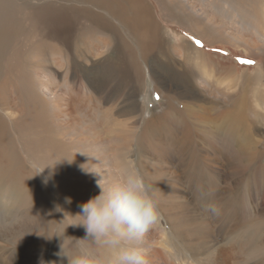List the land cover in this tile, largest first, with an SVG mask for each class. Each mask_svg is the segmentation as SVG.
I'll list each match as a JSON object with an SVG mask.
<instances>
[{"label": "rangeland", "instance_id": "rangeland-1", "mask_svg": "<svg viewBox=\"0 0 264 264\" xmlns=\"http://www.w3.org/2000/svg\"><path fill=\"white\" fill-rule=\"evenodd\" d=\"M8 1L13 2L0 0V9L4 12L0 11L5 16ZM23 1L28 3V7L21 16L14 18L22 28L30 26L37 20V13L44 11L52 30L59 33L66 31L74 36L78 23L90 22L92 12L107 15L103 9L91 7L90 0ZM147 2L156 20L155 40L144 43L146 47L140 51L134 34L120 20L113 18L110 24H105L102 34L93 38L94 41H103L109 36L108 46L99 44L90 54V59L72 63L73 75L80 82L74 79L64 81L65 87L71 86V82L74 86H81L85 94L87 91L83 83L86 82L88 88L90 82L96 90L93 91L94 96L103 93L107 100L105 107L118 104V108H124L121 112L114 110V118L132 117L131 124L136 126V132L130 141L129 156L125 159L128 165L125 169L115 168L105 162L94 161L90 156L81 161L63 158V173L68 175L66 183L70 186L54 190L50 179L36 162L23 155H15L9 160L10 171L2 175L5 182L0 184V264H40L41 260L45 264H67L66 257L56 255L60 251L59 238H47L58 235L63 239L65 228L66 236L85 238L83 227L70 225L78 222L79 218L75 215L80 212V205L99 193L98 183L106 186L121 180L130 168L150 186V195L159 210L157 222L143 238L147 264H264V104L261 107L250 106L255 110L248 111V121L243 123L244 127H250L249 135L254 140L246 152L237 147L243 136L235 137L231 124L225 122L222 129L214 130L213 122L203 126L202 118L203 112L215 114L220 105H228L231 96L238 94L234 103L238 108L248 90L255 91L257 88L259 91L256 92L264 93V73L254 72L260 54L264 62V31L259 34L254 26L255 16L251 13L255 9L240 4L235 10L227 0ZM177 3L181 6L178 7ZM114 4L117 6H113V13L122 8L124 0H115ZM97 5L105 6L102 1H98ZM159 5L163 8L168 5L166 14L170 18L160 16ZM261 6L262 10L258 7V11L264 21V1ZM17 12L10 5L9 16L13 18ZM245 14L251 16L246 22ZM117 16H120L119 11ZM194 18L204 19L206 25L214 24L223 36L220 44L232 46L231 50L213 47L195 35L194 31H200L192 28ZM176 19L182 20L183 25H178ZM111 27L114 28L113 34L109 33ZM0 28L8 29L9 25L3 23ZM261 28L264 29V22ZM20 32L16 28L15 32L0 36V76L13 46V38ZM204 36L210 42L216 41L212 30H207ZM175 37H181L182 41H175ZM184 39L204 54H213L219 61L227 58L234 66L248 69L246 72L253 79L250 84L256 85V88L248 86V90H240L241 79L227 74L215 75V70L221 72L219 68L224 65L212 64L210 59L208 64L213 65L214 70L206 72L205 78H196L187 65L180 64L179 56L172 54V59L167 56L169 45H172L180 52L186 50L197 60L191 48L182 46ZM244 39H248L249 44L254 42L262 46V49L248 48ZM241 60H252L254 63H241ZM208 64L203 66L208 68ZM62 69L55 67L59 78L64 74ZM239 69L241 71L242 68ZM25 75L32 76L29 73ZM35 76L37 78L40 74ZM211 82L218 89H211ZM59 87L61 83L47 87L45 96L48 100L51 95L61 92ZM199 103L207 109L202 111L197 108ZM222 115L223 108L215 122ZM8 144L0 149L6 151L13 146ZM93 164L100 166L94 170ZM19 171L24 177L19 176ZM92 173L101 178L94 177ZM90 175L94 177L92 181ZM4 186L10 188L9 193L4 191ZM63 192L70 195V202L69 199L62 201L59 198ZM209 204H214L218 212L206 211ZM79 244L94 248L100 256L110 254L108 249L91 241H80Z\"/></svg>", "mask_w": 264, "mask_h": 264}, {"label": "bare ground", "instance_id": "bare-ground-1", "mask_svg": "<svg viewBox=\"0 0 264 264\" xmlns=\"http://www.w3.org/2000/svg\"><path fill=\"white\" fill-rule=\"evenodd\" d=\"M98 1H102L105 6L102 7L99 6L100 4L97 5ZM227 1L230 2V5L234 7L235 10H237V6L240 4L242 6L246 4L247 7L254 8L255 10L251 13V16H255L254 26L259 34L263 33L264 29L261 28V24L264 21H262V15L258 10L261 9L264 0ZM105 2L104 0H90V6H96L99 10L103 9L107 17L94 14L95 12L91 11L92 13L89 15L90 22H77L79 24L78 31L74 36L71 35L72 33L69 34L66 31L62 32L61 30L62 33H59L52 30L50 21L45 18L46 13L44 11L37 13V20L30 26H24L22 28V25H20L19 22H15L14 18L21 16L26 6L28 7L26 1L13 0V2H7L9 7L13 5L18 10L13 18L8 14L9 7L7 5H5L8 7L5 9L7 11L6 16L1 14L0 11V26L3 23L9 25L8 29L0 28V36L8 32L13 33L16 28L21 31L13 38V46L6 58V62L3 64L4 70L0 76V147L7 142L13 145L6 151L0 149V184L5 182L2 179V175H6V173L10 171L9 160H12L15 155H23L25 158H29L36 162L46 173L47 179H50L49 183L51 182L50 185L54 190H58L59 188L65 189L70 186L69 183H66L68 175L64 176L65 174L63 173V158L81 161L90 156L94 161L105 162L106 165H111L115 168L125 169L128 165L125 159L129 156L130 141L133 140L136 132V126L131 124L132 117L125 116L124 119L114 118V110L121 112L124 108H118V104L105 107L104 105L107 103V100L102 96L103 93L100 94L98 92L97 94L100 95L94 96L93 91L96 90L90 82H88V88L87 83L82 82L87 94H85L86 92L82 90L81 86H74L72 82L71 86H64V81H66V79H74L80 82V79L75 77L71 70L73 62L76 60L86 61L90 59V54L95 48L99 47V44L105 47L108 46L109 36L106 37V40H103V38V41H94L93 38L102 34V31L105 29V24H110L111 19L115 18L120 20V22L134 34V37L138 40V45H140V51L146 47V45H143L144 43L156 39L157 27L154 26L156 20L147 0H124V5H122L121 9H118L120 16H117L118 11L112 12V10H114L113 6H117L114 4L115 0H105ZM163 5L165 4H161V6ZM177 6L180 7L181 4L177 3ZM167 8L168 5L165 8L160 7V5L158 6L160 16L164 19L170 18L166 14ZM0 10L4 12V9ZM86 10L88 11V9ZM248 15L250 14L248 13ZM251 16L248 17L245 14L244 22L250 19ZM65 18H67V16H65ZM203 20L198 18L192 19V28L200 31V33L194 31V34L196 33L195 35L199 36L204 42H209L213 47H227L226 49L231 50L230 48L232 46L220 44L223 38L220 30L214 27V24L206 25L207 23ZM177 21L176 19L178 25H183V22L181 24L182 20L180 21L179 19V21ZM10 25H12V28ZM68 27H65V29ZM59 28L61 29L62 27L59 26ZM13 29L15 30L13 31ZM112 29L114 30L112 27L109 30L110 34H113ZM207 30L214 31L216 34V41L210 42L208 38L204 36ZM72 37L74 38L71 39ZM180 38L175 37L173 39L175 41H182ZM14 41L17 42L14 44ZM247 41L248 39L243 40L248 48L262 49V46H258L254 42L249 44ZM182 46L191 48L192 53L196 55L198 59L194 60L186 50L183 49V52H180L176 46L172 45H169L170 51H168L169 54L167 53V56L171 59L172 54L179 56V59L182 61V63H180L181 61L179 63L181 65H187L196 78H205L206 72L214 70L213 65L208 64V59H210L212 64L218 63L219 66L224 65L219 68L222 70L221 72L218 73L215 70V75L227 74L235 79H241L240 85L242 89L240 90L244 88L248 90V86L256 88V85L250 84V81H253V79H250L249 73L246 72L248 69L234 66L230 63V60L225 57L223 61L229 64L224 63L222 60L219 61L218 57L213 56V54H204V51L189 44L185 39ZM233 47L237 48L236 46ZM262 57V54L258 56L255 73H264V62ZM206 63L209 65L208 68L203 66ZM55 67L63 68L64 74H62L61 78L56 75ZM239 68H242L241 71ZM236 72H239L238 74L241 75V77L238 76ZM25 73H29L32 76L29 75L30 77H27ZM36 73L40 74L37 78L35 76ZM42 75L46 76L48 80L46 81ZM56 77H58V80H56ZM255 82L258 83L257 80ZM58 83H61V87H59L61 92L56 95H51V98L48 100L45 96V90L48 86H57ZM210 87L211 89H218L217 85L215 86L212 82L210 83ZM257 90V88L255 91L252 89L248 90L247 96L242 97L243 100L238 108H236L234 104L237 99L236 96H238L237 94L236 96L230 97L231 100L228 105L223 104V106H221L220 103H218L220 109H217L215 114L203 112V126L207 125L209 122H213L212 128L214 130H219L222 129L225 122L231 124L235 129L234 136L239 137L240 134L243 136V139L238 143L236 139L235 144L237 143V147L246 152L252 147L254 140L252 136L249 135L250 127H244L243 123L248 121V111L251 112L255 110L254 107L250 106L261 107V105L264 104V93H258L256 92ZM218 100L220 99H216L215 101ZM51 106L53 107L51 108ZM197 108H201L202 111L207 109L201 103L197 105ZM222 108V118L215 122ZM254 113L259 114V111H255ZM80 154L82 155L81 157L78 156ZM108 158H110V160H108ZM131 162L134 163L135 161L132 159ZM92 166L95 170L100 165L93 164ZM128 172H132V169H128ZM21 175L23 176V173L19 171V176ZM92 175L94 176L95 174L92 173ZM92 175H90L91 181L95 176L101 178L99 175H95L91 178ZM72 178H74V176ZM3 188L5 192L9 193V187L5 188L4 186ZM69 196L70 195L63 192V196L59 195V198L65 201L69 199Z\"/></svg>", "mask_w": 264, "mask_h": 264}, {"label": "clouds", "instance_id": "clouds-1", "mask_svg": "<svg viewBox=\"0 0 264 264\" xmlns=\"http://www.w3.org/2000/svg\"><path fill=\"white\" fill-rule=\"evenodd\" d=\"M98 186L99 193L80 205V212L75 215L78 222L70 224L83 227L85 238L66 236V228L63 239L58 235L47 238H59L60 251L56 255L66 257L67 264H147L143 238L159 216L150 186L135 171L121 180ZM206 211L215 214L218 208L209 204ZM80 241H91L110 254L100 256L94 248L80 246ZM40 264L45 262L41 260Z\"/></svg>", "mask_w": 264, "mask_h": 264}, {"label": "snow or ice", "instance_id": "snow-or-ice-1", "mask_svg": "<svg viewBox=\"0 0 264 264\" xmlns=\"http://www.w3.org/2000/svg\"><path fill=\"white\" fill-rule=\"evenodd\" d=\"M197 43H199V41H197ZM240 62L246 63V64H253L254 63V61H252V60H241Z\"/></svg>", "mask_w": 264, "mask_h": 264}]
</instances>
